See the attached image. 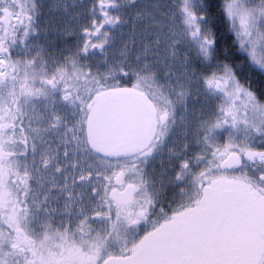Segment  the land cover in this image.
<instances>
[{"label":"snow or ice","instance_id":"obj_1","mask_svg":"<svg viewBox=\"0 0 264 264\" xmlns=\"http://www.w3.org/2000/svg\"><path fill=\"white\" fill-rule=\"evenodd\" d=\"M0 264H264V0H0Z\"/></svg>","mask_w":264,"mask_h":264},{"label":"flooded vegetation","instance_id":"obj_2","mask_svg":"<svg viewBox=\"0 0 264 264\" xmlns=\"http://www.w3.org/2000/svg\"><path fill=\"white\" fill-rule=\"evenodd\" d=\"M69 39H72V38H69ZM69 46H71V45H69Z\"/></svg>","mask_w":264,"mask_h":264},{"label":"rangeland","instance_id":"obj_3","mask_svg":"<svg viewBox=\"0 0 264 264\" xmlns=\"http://www.w3.org/2000/svg\"><path fill=\"white\" fill-rule=\"evenodd\" d=\"M256 2H258V0H256ZM71 40V39H70Z\"/></svg>","mask_w":264,"mask_h":264}]
</instances>
